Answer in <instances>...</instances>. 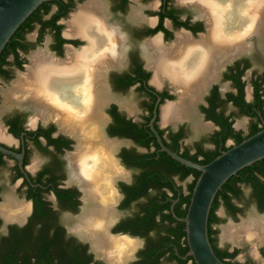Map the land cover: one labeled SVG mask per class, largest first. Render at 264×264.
<instances>
[{
  "label": "flooded vegetation",
  "instance_id": "af4514ba",
  "mask_svg": "<svg viewBox=\"0 0 264 264\" xmlns=\"http://www.w3.org/2000/svg\"><path fill=\"white\" fill-rule=\"evenodd\" d=\"M93 1H98L99 3L97 6H95L94 13L95 17L97 18H88V25H94V27L96 28V32L98 35H100V37L101 35L104 36L105 27L106 29L112 31V37L114 36L116 38H112V40L114 43L116 41V44L112 42L113 44L110 50H106L107 48H105V46L100 48V46H98V39H96L97 37L90 40L87 35L82 33L83 30H81L79 34L67 33L68 22L73 19L74 15L79 13L80 8L91 4ZM141 2L144 4H150L149 9L142 11L140 9V5L138 4L139 0H64V3L68 7V13L66 14V16L59 18L56 21V24L62 27L60 37L67 42L60 43L57 40L58 37H56L55 31H52L51 29H45L43 32L41 26L39 25L35 29L37 30L35 42L28 40V35L33 33L35 31L34 30L33 32H29L25 35L23 43L27 46V49L19 50V55L23 62L22 68H19L15 65V57L11 56L9 58L11 64L10 66H7L6 69L11 72V78L13 75L11 69L13 68L16 70L19 69V71L25 70L20 75H27L28 68L32 64L33 55L41 54L45 57L46 60H44V73L46 71H50L55 73L60 72L63 74L69 73L68 75H70L71 77L80 76L82 79V83L80 84L82 93L88 96L95 95L94 92H96V94L98 95L101 93H105L104 97L106 98V103L104 104V106L106 107L108 102L110 105L105 109L106 115H104L103 112L105 107L103 106L100 109L103 116L101 124V134L103 136V139H105V141L107 142L110 141V143H113L115 145L112 151V155H114L115 150L119 147L120 144H122L123 141H128L132 144L130 148L120 147L117 154L119 162L122 167L125 168V170L121 168L115 157L111 155V159L113 161L112 164H114L113 168L117 169V174L114 170L109 176L110 180L108 179L111 184V200L113 201H111V205L109 206L111 207L110 210L112 211L109 212L111 222L107 228L108 235L109 237L115 239L125 238L138 242L137 248L129 257V259H131H128V264H178L177 261H169V258L172 254L167 251L166 247H162L163 249H161L162 251L165 250L166 254L159 258V263L152 260V255L155 252V248L157 246H155V244L159 232L155 229L153 223L145 225L139 222V217L146 214L142 205H145V203L147 202V196L142 199L133 200L135 199V195L139 190V184L137 183V180L141 174V170L127 166L124 161V157H121V154L124 150L134 151L137 154L146 153L147 150L138 146L136 142L131 138L112 136L109 133V130L116 132L120 128L118 125H115V118L110 113V111H114V115H118L123 120H131L136 124H142L146 122V117L150 115L149 112L143 107V102H152V95L156 94V92H167L168 95L172 97V99H166L163 103L162 98L160 96H157V100L158 98H161V102L158 108V118L155 122V128L157 125L159 129L166 130L164 137H162L161 135L160 136L162 137V139H166L169 143H172V140L174 139L173 137H175L179 133H182L183 138L179 140V144L181 147L180 152L183 153L184 151L188 150L190 155H196L199 152V149L208 152L217 151L218 148H221L220 146L222 144L215 141L219 140L221 137L218 134L222 131V126L216 123L214 120L208 119L210 111H204L205 109L210 110V99H216L214 104V112L216 113V115L218 117H223L226 123L231 124V127H233L236 132H241L244 136L250 134L254 124H257L259 127H264V117L261 116V113H259L260 118L241 115L240 109L235 107L232 101H229L230 95L238 94V89L235 87L234 82L232 81V75H236L241 72H243L241 81L246 84V102L252 103L254 101L255 94L254 87L252 85V99L251 101L247 100L248 86L244 77L246 72L250 70L251 67L247 70L244 69L246 67L245 60H248L251 63L250 59L247 57H239L237 60L232 62L230 60L233 56L232 34H230V37H225L223 39L220 38L221 27L228 28L229 25V29H232L231 23L229 22V16L232 14L231 9H228V17H226L225 13L227 12H225L224 14H222L223 16L221 15L223 18L220 20V17H217V11L213 9L214 6H210L209 3L207 4L209 5V9H211L210 14L204 12L202 8L197 3L192 2V0H141ZM59 10L60 6L58 4H54L52 11L48 15H46L44 19L46 21L51 20L59 12ZM114 16H116L115 18L119 16L125 17V19L127 20V24L126 26H124L125 29L117 24L115 22L116 20L112 19V17L114 18ZM102 17H104L105 20ZM67 18L69 19L66 21ZM65 24L67 26L66 31L64 27ZM159 28L160 30L156 31ZM263 29V32L261 31V35L264 34ZM47 34L51 37L50 49L38 50L33 53L32 49L37 45L42 44V41ZM184 34L186 37H188L189 43H192H190L191 45L188 43L184 44V46L183 44L179 43V36ZM258 35L259 34L250 35V38L249 36H247L248 39L245 40L246 42H242V49L239 52L248 50L249 47L252 46L250 44V40L255 36L259 39ZM157 38L160 39L162 45L165 48L174 49L175 47H184V53H181V57H183V59L187 57L186 60H188V58L192 56V53L197 52L198 49L203 50L204 53L202 55L207 58V60L205 61V58L200 54L202 60L196 73L198 75L199 73H202L206 70L208 73L206 72L207 79L205 84L203 85V88H201L202 91L200 90L198 92L197 98L192 99V102L193 108H195L196 101L198 99H202L200 113L203 116L204 121L209 124L208 127L210 126V128H212L213 130L210 134L203 137L201 141L195 142L192 147L187 146L185 143L188 135L187 127L185 124H181L184 120V117H187L188 115L179 117L174 121L168 123L163 122L166 127H162L160 124V122L163 121V107L169 104H180L182 102L181 97H183L182 95L184 94V89L180 87L181 85L178 87V85L174 83L171 75L163 77V81L160 85H156L153 83L154 70L150 66L151 56L147 49V45ZM263 39L264 36H262V39L260 38V41H262ZM127 42H132L134 45L139 44L140 49L142 50V56L140 54L139 48L134 47V49H132L129 53L127 68L119 71L124 67ZM141 42L142 44H140ZM219 46L229 47L230 49L225 52V58L219 59V61L221 60L220 62L217 60L214 65L212 63L210 64V61L208 60L211 59V55L214 56V54H216L215 49H217V47ZM115 48L117 49V51ZM29 53L30 55L27 57V54ZM68 53H74L72 54V57L70 59L72 66L70 67V69H65L63 67V64L69 61ZM75 57H77L78 59H75ZM52 60H55V63ZM26 62H28L27 65ZM56 62L59 63L61 67H63L62 70H57V67L53 65L57 64ZM114 68L117 70H114L111 73L109 79L110 84L108 86L106 84L108 71ZM141 71L150 74V79L147 82V90L140 91V88L142 86L140 82L133 84L129 88H122V86L126 85L128 81H131L132 79L138 77L139 72ZM20 75L18 78H20ZM92 76L95 78H93ZM263 76L264 73L256 74L253 79ZM0 79L6 81L10 80L5 79L1 76ZM166 81L169 83L172 89L176 91V94L172 93L168 88H162V84ZM223 83L228 84L227 88L225 87L224 89H222L221 86ZM83 86H85V88ZM109 87L116 94L127 93L128 91L135 89L136 93L141 96V98H143V102L141 103L143 115L140 120H136L135 118H133L132 113L127 109H125L126 111L121 110L119 105L113 103L116 99L115 96L111 94ZM187 95L189 96L188 93ZM5 96L8 97L7 91ZM176 96H179L180 101H173ZM11 101L18 102L14 98ZM225 101L228 102L224 103ZM23 104L26 105L27 108L30 109V111H32L36 116L37 112L32 107H30L26 103ZM113 106L116 107L114 110ZM194 113H197V115H199V110L195 109ZM237 115L247 117L250 120L247 132L238 130L237 126L235 125L236 122L234 118ZM107 117L109 118V121H107ZM15 121H17V126L21 130V133L18 137L11 133V126L8 125L9 122L13 124ZM28 122V113L26 111L22 112L17 110L8 115L5 118L4 123L0 125L4 129L6 135L11 138V143L0 139V144L18 154L24 152L23 169L25 172L24 173L21 170L18 160L0 152V154H2V156L0 155V169L8 170L10 174V182L12 184H15V187H13L10 192H6V188L0 183V208L6 202V205L8 203L11 204V207L14 209H12L13 211L18 212L16 218H5L0 213V251H3V249H7L8 251L11 250L14 257H17L20 261H23V258H25V256H30L32 259V264H35L37 258H39V260L47 258L51 261L50 264H61V259L64 258L62 257L63 253H65L66 255L69 254V258H71L74 256L75 252L81 258H88L90 261L89 264H117L113 260L109 259L111 248L109 246H104L100 249L96 247L93 244V241L91 240L89 234H87L85 230V220H87L89 216H91V210H93L94 208L96 209V207L100 205L99 198L97 199V197H89L88 191L98 190L100 187L99 185H102L103 183L102 181L100 182V180L93 182L91 181L93 184V187H91V182H86V184L82 180L74 176L75 169L72 159L75 157V153L80 147L79 139L73 132L70 131L71 129L63 127L60 122L54 117L38 118L36 116L35 121L32 124L29 125ZM47 123L50 124L47 125ZM105 123H107V135L112 138L120 139V142L109 140L106 138L102 131ZM113 125H115V127ZM198 125H200V122H198ZM51 127L54 128L52 138H62L64 139L65 144H63L62 146L50 145L48 144L46 138L39 136L38 140L41 142V144L39 145L36 142L34 136L30 134L38 132L40 129L47 130ZM12 144H17V146ZM234 145L235 142L234 140H232V138L227 139L223 143V146L230 149ZM45 149L46 151H44ZM33 150L48 157L49 161L43 166H40V163L35 161V164L33 166H30ZM154 150L155 148L152 147L151 152H153ZM222 152L224 151L221 150V153ZM66 153L70 154L69 158L71 167ZM8 162H10L11 165H9ZM46 170H49L50 172H45ZM68 170L70 171V174H68ZM53 177L54 179H56V181L54 183L48 182L49 179H52ZM68 179H70L69 182H67ZM173 180L175 182L174 189L170 187H166L164 189L168 196V201H172L171 212L175 211L176 206L179 205L183 196H188L190 194L189 186L193 183L195 177L189 176L186 180L182 181L178 176H176L175 178H173ZM52 186L56 188H53ZM243 187L249 188L252 195V187L242 184L241 189ZM155 194L156 189L150 188L148 191V195L154 196ZM173 205L174 210H172ZM186 207L187 205H183V209H185ZM217 211L215 212V215L218 220H216L215 222L213 221L214 223L212 224V229L216 231V234H214V237L216 238V244L219 249H222L231 254L235 250H238V247L235 246L233 248V245L231 246V244L221 246L219 242L221 240V237L220 235H218V232L215 228L221 221ZM168 213V211H165V214ZM165 224L171 228L177 226V224H173L170 220L165 221ZM113 249H115V247H113ZM260 255L263 259L264 264V245L260 250ZM236 258L237 256L233 260L232 258L226 260L233 264H259L254 261L240 263L236 261ZM188 264H193V262H189Z\"/></svg>",
  "mask_w": 264,
  "mask_h": 264
},
{
  "label": "bare ground",
  "instance_id": "6f19581e",
  "mask_svg": "<svg viewBox=\"0 0 264 264\" xmlns=\"http://www.w3.org/2000/svg\"><path fill=\"white\" fill-rule=\"evenodd\" d=\"M192 2L197 3L204 12L209 14L211 9H209L208 6L213 5V9L217 11V17H220V20L223 18L222 14L225 12H227L225 15L228 17V9H231L232 14L229 16V22L231 23L232 29H229V25L228 28L221 27L220 38H227L232 34V58L244 52L239 51L242 49V42L248 39L247 36L250 38V35L259 34V39L256 36L254 38H257L259 43L261 42L260 38L262 39V36H264V34L261 35L264 26V0H192ZM207 3H209V5ZM98 4V1H93L91 4L80 8L79 13L74 15L73 19L68 22L67 33L79 34L80 31L83 30L82 33L87 35L90 40L97 37L96 39H98V46H100V48L105 46V48H107L106 50H110L114 43L112 38H115L114 36L112 37V31L105 27L104 36L101 35L100 37V35L97 34L94 25H88V18H97L94 13L95 6ZM179 43L183 45L188 44V37H186L185 34L180 35ZM114 44H116V41ZM250 44L252 45L251 42ZM147 49L151 56L150 66L154 70L153 83L160 85L163 81V77L171 75L174 83H176L178 87L181 85L180 87L184 89L183 97H181L182 102L180 104H169L163 107V122L168 123L179 117L189 115L191 111H194L192 99L197 98L198 92L203 88L207 79V70L198 75L196 73L201 64L202 57L200 54L202 55L204 53L203 50L198 49L199 52L192 53V56L186 60L187 57L185 59L181 57L184 47H175L174 49L165 48L158 38L154 39L153 42L148 43ZM228 49L230 48L224 46L217 47V49H215V57L211 55V59L208 60L210 61L209 63L214 65L217 60L219 61V59L225 58V52ZM72 54L68 53L69 61L63 64L65 69H70L72 66V63L70 62ZM203 57L206 61L207 58L205 56ZM76 58L77 57H75V59ZM44 60L45 57L41 54L33 55L32 64L28 68L27 75H20V78L13 83V89L9 92L7 91L8 97L10 98L7 97L9 99L8 101L14 98L18 102L28 104L37 112L36 116L38 118L54 117L63 127L71 129L70 131L77 136L80 147L75 153V157L72 159L75 169L74 176L82 180L84 183L97 180H100V182L102 181L103 183H100L102 185H99L100 187L98 186V190L88 191L89 197L99 198L100 205L96 207V209L94 208L91 210V216L85 220V230L96 247L100 249L101 247L109 246L112 249L109 248L111 252L109 259L117 264H124L137 248L138 242L125 238H111L107 232V228L111 222L109 212L112 211L110 210L111 207H109L112 201L109 176L114 170L117 174V169L113 168L114 164H112L113 161L111 159L115 145L110 143V141H105L101 134L103 116L100 109L106 103V98L104 97L105 93L98 95L94 92L95 95L92 96L82 93L80 88L82 79L80 76L71 77L68 75L69 73L63 74L50 71L44 73L43 67L44 62L46 61ZM53 65L57 67V70L63 69L59 63ZM83 87L85 88V86ZM0 139L11 143V138L6 135L1 126ZM91 187H93V184ZM5 203L0 208V213L5 218H16L18 212L13 211L14 209L11 207V204L8 203L6 205ZM251 220L252 221L243 224L241 223V225L239 224L238 226L231 225L227 227L224 231V237L231 239L235 243L245 241L255 244V241L257 242V240L264 235V216L262 218L255 217ZM113 247H115V249H113Z\"/></svg>",
  "mask_w": 264,
  "mask_h": 264
},
{
  "label": "trees",
  "instance_id": "16d2710c",
  "mask_svg": "<svg viewBox=\"0 0 264 264\" xmlns=\"http://www.w3.org/2000/svg\"><path fill=\"white\" fill-rule=\"evenodd\" d=\"M54 4H58L60 6V10L51 20L46 21L44 17L52 11ZM67 8L68 7L64 3V0H49L48 2L41 5L21 25V27L13 35L10 42L6 45L5 49L0 55L1 77L5 79L11 78V72L6 69V67L10 66L11 64L9 61V58L11 56L15 57V65L19 68H22L23 62L20 58L19 50L27 49V46L23 43L25 35L29 32H33L37 26L40 25L43 32L45 29H51L52 31H55L56 37H58L57 40L60 43L67 42L60 37L62 27L56 24V21L59 18L66 16V14L68 13ZM158 30H160V28L156 31ZM245 62L246 67L244 70H247L251 67V63L248 60H245ZM242 74L243 72L236 75H232V81L234 82L235 87L238 89V94L230 95L229 101H232L233 105L240 109L241 115L260 118L259 113H261V116L264 117V76L254 78L252 80V85L255 91L254 101L252 103H248L245 100L246 84L241 81ZM149 79L150 74L141 71L139 72L138 77L132 79L131 81H128V83L126 85H123L122 88H129L133 84L140 82L142 84L140 91L147 90V82L149 81ZM157 96H160L162 98V103L166 99H172V97L169 96L167 92H156V94L152 95V102H143V107L149 112L150 115L146 117V122L142 124H136L131 120H123L118 115H114V111H110V113L115 118V125H118L120 128L116 132L109 130V133L112 136H119L121 138H131L136 142L138 146L147 150L146 153L141 154H137L134 151L124 150L121 154V157H124V161L127 166L141 170V174L137 180V183L139 184V190L135 195V199L133 200L142 199L147 196V202L145 203V205H142L146 214L139 217V222L145 225L153 223L155 229L159 232L156 238L155 246H157L155 248V252L152 255V260L154 262H158L159 258L166 254V251H162L161 249L166 247L167 251L172 254L169 258L170 262L177 261L178 264H188L189 262H193V264H195L192 257H188L186 260L183 259V257H185L189 252V247L186 240L185 224L180 223L177 218L186 217L192 193L195 184L200 176V172L178 163L177 161L173 160L168 154L160 151V146L155 136L151 132L150 128L148 127V124L153 117V110L157 101ZM215 100L216 99L214 98L210 99V110L205 109L204 111H210L208 119L214 120L216 123L222 126V131L218 134L221 137L219 140L215 141L217 143L219 142L222 144H219L221 145V148H218L217 151L208 152L199 149V152L196 155H190L188 150L181 153L179 140L183 138L182 133H179L175 137H173L174 139L172 140V143H169L166 139L163 138L164 144L174 152L180 154L183 158H186L201 165H205L212 162L216 157H218L221 153V150L227 151L230 149L223 146V143L227 139L232 138V140H234L235 142V145H238L264 128L259 127L257 124H254L250 134L247 136L242 135L241 132H236L233 127H231V124L226 123L223 117H218L214 112ZM227 102L225 101L224 103ZM115 108L116 107L113 106V110ZM16 122L17 121H15L13 124L9 122L8 125L11 126V133L18 137L21 133V130L17 126ZM115 125L113 126L115 127ZM156 129L158 130L159 134L164 137L166 130L159 129L157 125ZM53 132L54 128L51 127L50 129H40L38 132L30 134L34 136L36 142L39 145L41 144V142L38 140L39 136L46 138L48 144L50 145L62 146L63 144H65V141L62 138L53 139ZM152 147L155 148L153 152H151ZM44 151H46V149ZM0 155L2 156V154ZM45 172L50 171L46 170ZM176 176H178L182 181L186 180L189 176H194L195 180L189 186L190 194L188 196H183L179 205L176 206L175 211L171 212L172 201H168V196L164 189L166 187L174 189L175 182L173 178H175ZM55 181L56 179H54L53 177L52 179H49L48 182L54 183ZM242 184L253 188L251 201H253L257 205L260 212H264V160L255 163L251 167L243 169L236 176L229 179L228 182L219 191L213 203L209 218L210 241L212 243L216 255L227 264H233L231 262H228L226 259L232 258L233 260L237 256L239 250H235L233 253L230 254L222 249H219L216 244V238L214 237L216 231L212 229V224L216 220H218L215 215V212L218 210L221 204L225 206L227 212L233 217H237L239 214H242L244 212V209L235 203V201L244 202V195L241 189ZM150 188L156 189V194L154 196L148 195V191ZM183 205H187V207L183 209ZM165 211H168L169 213L165 214ZM174 214L177 216V218L174 216ZM168 220H170L173 224H177V226H175L174 228L169 227L165 224V221ZM62 257L64 258L61 259V264L90 263L88 258H81L76 252L71 258H69V254L66 255L65 253L62 254ZM50 262L51 261L47 258L42 260H39V258H37L35 264H50ZM0 264H32V259L30 256H25V258H23V261H20L17 257H14L11 250L8 251L7 249H3V251H0Z\"/></svg>",
  "mask_w": 264,
  "mask_h": 264
},
{
  "label": "water",
  "instance_id": "95a60500",
  "mask_svg": "<svg viewBox=\"0 0 264 264\" xmlns=\"http://www.w3.org/2000/svg\"><path fill=\"white\" fill-rule=\"evenodd\" d=\"M48 1L49 0H0V55L5 49L6 45L10 42L13 35L21 27V25L41 5H43ZM254 39L258 41L257 38ZM253 47L254 44L252 43V46L249 47L248 50L231 58L230 60L233 62L237 60L239 57H241V55L243 54H250L252 52ZM247 94H248L247 100L251 101L252 99L251 86L247 87ZM199 101L201 102L202 99H198L196 101L194 110L195 109L197 110V103ZM160 102H161V98H158L154 109V116L149 124V127L152 133L155 135L157 142L160 146V151L168 154L173 160L177 161L178 163L200 172V176L195 184L192 193V197L186 217L177 218V216L174 214V216L180 222H183L185 224L186 240L189 247V252L183 259L186 260L188 257H192L195 264H227L216 255L212 243L210 241L209 218H210L211 210L219 191L228 182L229 179L236 176L243 169L247 167H251L255 163L264 160V128L255 135L244 140L242 143L238 145H234L228 151L222 152L212 162L205 165H201L193 161H190L186 158H183L181 155L174 152L164 144L162 137L155 128V122L157 121L158 118V108ZM109 105L110 104L108 102L103 111L104 115H106L105 109L108 108ZM107 121H109L108 117H107ZM106 127H107V123H105L103 127V133L106 136V138L109 140H115L120 142V139L112 138L107 135ZM0 152L11 158L18 160L20 168L24 172L23 169L24 152L18 154L2 146L1 144H0ZM118 152H119V147L114 152V156L118 161L119 165L121 166V168L125 170V168H123L122 165L120 164L119 159L117 157ZM69 156L70 154L67 155V158L69 159V164L71 167ZM172 210H174V205L172 206ZM263 216H259L258 218H261ZM231 224L239 225L233 222H230L228 225ZM262 238L259 240V242H257V244L262 243ZM222 240L230 242L231 246L233 245V248L239 245L233 243L230 240H224L223 238ZM129 260L125 264H128Z\"/></svg>",
  "mask_w": 264,
  "mask_h": 264
},
{
  "label": "rangeland",
  "instance_id": "374dc122",
  "mask_svg": "<svg viewBox=\"0 0 264 264\" xmlns=\"http://www.w3.org/2000/svg\"><path fill=\"white\" fill-rule=\"evenodd\" d=\"M88 1V0H87ZM133 4V3H132ZM136 4V2H135ZM140 5V9L142 11H145L146 9H149L150 4H144L141 2V0H139ZM137 6V4H136ZM116 16H114V18L112 17L113 20H116L115 22L117 24H119L120 26H122L123 29H125L124 26H126L127 24V20L125 19V17L119 16L117 18H115ZM70 18V17H69ZM67 18L66 21L69 19ZM65 31L67 29V26L65 24ZM36 33L37 30H35L33 33H31L30 35H28V40L35 42V38H36ZM252 43L254 44V47L252 48V52L250 54H243L241 55V57H247L250 59L251 61V69L248 70L245 74V81L247 83V86H252V79L256 74H263L264 73V40H262L260 43L254 39L252 41ZM142 44V42L140 43ZM50 45H51V37L50 35H45L44 40L42 41V44L37 45L36 47H34L32 49V52H36L38 50H49L50 49ZM134 47H138L140 54L142 56V50L140 49V45L139 44H133L132 42H127L126 43V52H125V62H124V67L119 70L122 71L124 69L127 68L128 66V60H129V53L132 49H134ZM32 54V53H31ZM30 55L27 54V57ZM26 58V57H25ZM28 64V62H26V65ZM12 70V78L10 80H3L0 79V125L4 123L5 118L10 115L11 113H13L14 111H26L28 113V124H32L35 121V114L30 111V109L27 108L26 105L19 103V102H15V101H8L7 97L5 96L4 93H6V91H10L11 89H13V83H15L19 78V75L24 72L25 70H16V69H11ZM117 69H110L108 71V76L106 79V84L109 86V79H110V75L111 73ZM18 78V79H17ZM228 84L223 83L222 84V89H224L225 87L227 88ZM12 87V88H11ZM162 88H168L172 93L176 94V91L174 89H172V87L169 85V83L166 81L162 84ZM111 94L113 96H115V104L119 105L121 110L126 111L125 109H127L129 112L132 113V117L135 118L136 120H140L143 112L141 109V103L143 102V98H141V96H139L135 89L128 91L127 93H123V94H116L112 91V89L109 87ZM174 102H178L180 101L179 96H176L175 99L173 100ZM24 103V102H23ZM200 106H201V102L197 103V109L199 110V115H197V113H194V111H191L190 114L187 117H184V120L182 121L181 124H185L187 127V139L185 140V143L187 146L192 147L194 145L195 142L201 141V139L205 136H207L208 134H210L212 132V128H210V126L208 127V123H206L203 119V116L200 113ZM235 122H236V126L238 128V130L247 132L248 131V127H249V123L250 120L247 117L244 116H236L234 118ZM198 122H200V125H198ZM51 123V122H50ZM50 123H47L50 124ZM162 127H166V125L163 124V121L160 122ZM69 136V135H68ZM17 146V144H12ZM131 143H129L128 141H123L122 144H120L119 148L121 147H127L130 148L131 147ZM67 154V153H66ZM65 154V156H66ZM68 155V154H67ZM35 161L40 163V166L45 165L48 161L49 158L44 156L43 154H40L39 152L33 150L32 151V155H31V163L30 166H33L35 163ZM9 165H11L10 162H8ZM68 174H70V171L68 170ZM190 180V179H189ZM70 179L67 180V182H69ZM0 183L1 185H3L6 188V192H10L12 190L13 187H15V184H12L10 182V174L9 171L6 169H0ZM243 191V197H244V202H237L235 201V203L242 207L244 209V212L242 214H239L237 217H233L231 216L225 206L223 204H221L218 208V215L220 216V223L218 224V226H216V230L218 232V235H220L221 240L219 241L221 246H224L226 244L230 245V242L228 241H223L222 238L224 240H230L229 238H225L224 237V231L227 227L231 226L228 225L230 222H233L235 224H240L241 223H245L248 221H252V218L255 217H259V216H263L264 213L263 212H259L256 204L251 201V193H250V189L247 187H243L242 188ZM262 218V217H261ZM228 225V226H227ZM226 226V227H225ZM234 226H238V225H234ZM223 229V232H222ZM263 236V235H262ZM262 236L258 239L260 240L262 238ZM219 237V238H220ZM257 240V242H258ZM264 236L262 238V243L257 244V242L255 241L254 243H249V242H240V243H236L239 244L237 245L238 247V254H237V258L236 261L240 262V263H245L247 261H254L256 263L259 264H263V259L260 255V250L263 248L264 245ZM233 243H235L234 241H232Z\"/></svg>",
  "mask_w": 264,
  "mask_h": 264
}]
</instances>
